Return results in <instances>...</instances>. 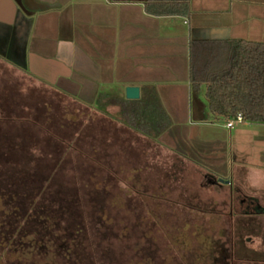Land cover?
Masks as SVG:
<instances>
[{"label":"crops","instance_id":"1","mask_svg":"<svg viewBox=\"0 0 264 264\" xmlns=\"http://www.w3.org/2000/svg\"><path fill=\"white\" fill-rule=\"evenodd\" d=\"M145 6L0 0V58L88 99L81 102L104 119L98 152L107 167L144 178L145 192L178 208L228 219L237 250L264 257V124L227 128L208 107L205 86L192 92L189 82L193 52L231 39L264 43V0H189L186 16L153 15ZM28 44L34 49L26 53ZM127 87L139 89L130 101L154 96L168 116L154 140L117 119Z\"/></svg>","mask_w":264,"mask_h":264},{"label":"rangeland","instance_id":"2","mask_svg":"<svg viewBox=\"0 0 264 264\" xmlns=\"http://www.w3.org/2000/svg\"><path fill=\"white\" fill-rule=\"evenodd\" d=\"M74 97L0 58V186L75 223L79 264H264L237 250L228 219L178 208L145 192L144 178L107 167L98 152L104 119Z\"/></svg>","mask_w":264,"mask_h":264},{"label":"trees","instance_id":"3","mask_svg":"<svg viewBox=\"0 0 264 264\" xmlns=\"http://www.w3.org/2000/svg\"><path fill=\"white\" fill-rule=\"evenodd\" d=\"M188 4L189 0H146L145 8L153 15L186 16ZM189 82L192 92L205 86L208 107L224 121L240 116L242 122L264 124V43L231 39L217 49L193 52ZM119 104V122L148 139L154 140L170 125L154 96ZM27 197L0 186V264H79L84 246L75 223L22 205Z\"/></svg>","mask_w":264,"mask_h":264},{"label":"water","instance_id":"4","mask_svg":"<svg viewBox=\"0 0 264 264\" xmlns=\"http://www.w3.org/2000/svg\"><path fill=\"white\" fill-rule=\"evenodd\" d=\"M20 67L24 65H18ZM29 72L34 74L33 70L30 69ZM125 98L127 100H137L139 98V89L137 87H127L125 88Z\"/></svg>","mask_w":264,"mask_h":264},{"label":"built area","instance_id":"5","mask_svg":"<svg viewBox=\"0 0 264 264\" xmlns=\"http://www.w3.org/2000/svg\"><path fill=\"white\" fill-rule=\"evenodd\" d=\"M242 122V119L240 116H237L235 119L233 120H228L226 122V127L227 128H231L235 123H241Z\"/></svg>","mask_w":264,"mask_h":264}]
</instances>
